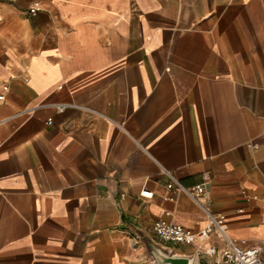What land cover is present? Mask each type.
I'll return each mask as SVG.
<instances>
[{
  "label": "crops",
  "instance_id": "0c3cea01",
  "mask_svg": "<svg viewBox=\"0 0 264 264\" xmlns=\"http://www.w3.org/2000/svg\"><path fill=\"white\" fill-rule=\"evenodd\" d=\"M262 197L264 0H0V264H220L152 229L207 211L264 259Z\"/></svg>",
  "mask_w": 264,
  "mask_h": 264
},
{
  "label": "built area",
  "instance_id": "2783aa9c",
  "mask_svg": "<svg viewBox=\"0 0 264 264\" xmlns=\"http://www.w3.org/2000/svg\"><path fill=\"white\" fill-rule=\"evenodd\" d=\"M36 10V7H34ZM1 98H4L2 96ZM58 111H63L64 105H57ZM52 120L49 119L47 124H51ZM170 177L169 182L166 185L168 190H175L184 193L190 197L193 201L199 203V198L202 197L205 188L203 184H197L192 187L183 185L178 179H176L171 173L168 172ZM140 196L144 198H150L152 192L143 189L140 192ZM173 200L172 196H168ZM263 202V216H264V197L261 198ZM208 223L198 229L197 231L184 227L179 223L168 222L165 219H157L153 222L152 229L158 238L163 242L172 243H188L192 244L197 241L206 240L212 233L216 234L223 242V247L220 250L221 262L220 264H264L262 258L261 245H249L246 246L243 243H239L233 239H230L225 235L226 220L220 213H211L207 211ZM209 253H215V247L211 246L208 249Z\"/></svg>",
  "mask_w": 264,
  "mask_h": 264
},
{
  "label": "water",
  "instance_id": "95a60500",
  "mask_svg": "<svg viewBox=\"0 0 264 264\" xmlns=\"http://www.w3.org/2000/svg\"><path fill=\"white\" fill-rule=\"evenodd\" d=\"M150 254L153 258L154 264H190L189 257L175 255L168 252L163 247L157 245L152 240L149 241Z\"/></svg>",
  "mask_w": 264,
  "mask_h": 264
}]
</instances>
